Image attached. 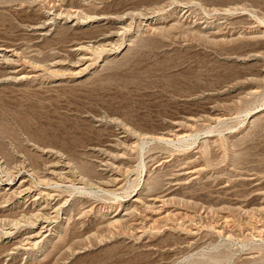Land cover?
<instances>
[{
	"label": "rangeland",
	"instance_id": "1",
	"mask_svg": "<svg viewBox=\"0 0 264 264\" xmlns=\"http://www.w3.org/2000/svg\"><path fill=\"white\" fill-rule=\"evenodd\" d=\"M2 48L0 188L78 181L36 246L0 229V264H264V0H0ZM150 190L172 200L122 216Z\"/></svg>",
	"mask_w": 264,
	"mask_h": 264
},
{
	"label": "bare ground",
	"instance_id": "2",
	"mask_svg": "<svg viewBox=\"0 0 264 264\" xmlns=\"http://www.w3.org/2000/svg\"><path fill=\"white\" fill-rule=\"evenodd\" d=\"M61 10L59 11L58 15H54V13H56L54 11L53 15L51 14V15L46 16L44 18V22L40 26H38L36 29H43L41 26L45 25L50 20H55L56 16H58V18H59V16L64 14L67 19H71L73 13L79 12L77 10H76L77 12H75L73 10L74 12H72V13L70 11H67V10H63L61 12ZM51 12H53V11H49L48 13H51ZM64 15H62V16H64ZM75 15H77V14H75ZM84 18L88 22H96V21L108 19V17L103 15V14L102 15L101 14L100 15H93V16L89 15V17L84 16ZM7 49L2 48V49H0V51L5 52V53H9V52L11 53L12 52V51H10V49L9 50H7ZM259 112H261V110ZM259 112L254 113L255 115H252V116H256ZM159 137H157V138H159ZM160 139L166 140L165 136L160 137ZM65 159H66V157H65ZM47 162H48V160H47ZM168 162L169 161L166 160L163 162V164L166 165V163L168 164ZM171 162H172V160H171ZM179 162L180 161H178L177 163L179 164ZM181 163H183V162H181ZM181 163H180V165H181ZM183 165H185V164H182L181 166H183ZM22 168L25 171L26 167H22ZM22 168H21V170H22ZM201 169H203V166ZM24 171L23 172L18 171V174H21V173L24 174ZM193 172H195V171H192V173ZM26 173H27L26 177L21 175V177L18 180V184H12V182H11V183L7 184L6 189L0 188V229L5 228L4 226H7V225H11V227L16 228L21 224L20 222H22L23 220H27V223H29L28 225H30L31 228H33L35 226L34 223H37V222L42 223L40 230L37 232L36 231L32 232L33 234H31V236H29L26 239L28 245H30V246L35 245L36 246L41 241V238H43V236L45 234L47 237H49L51 231L54 230V228H56V226L54 228H52V225H53V223H55L57 215L63 209V204L65 201L61 202L63 200V196L61 194L62 192L58 190L59 189L58 184L59 183H62V185L64 183L74 184L78 180L73 178V175L75 174V172H74L73 168L70 167L69 163H67L65 160H61V159H57L55 161L48 163V166L46 167V171H45L44 175L36 177V179H37V181L35 180L36 183L32 181V176H35V174H36L35 170L34 169H30V170L28 169L27 170L26 169ZM171 176H174V178H176L178 175H171ZM14 178H16V177H14ZM113 182H114V187H117L120 181L118 179H115ZM0 186H1V184H0ZM120 187H118V188H120ZM171 200H172V198L170 197V195L166 194V193L162 194V195H158L155 193H151V190H150V194L148 193L145 196L142 193H137L136 195L133 196V198H131V200H129L130 203L127 205V208H124L125 214H123L122 216H129L130 213L136 212V210L138 211V209H140V208L146 209L147 212L149 211V212H153V213H156V212L158 213L161 211L162 207L164 205L166 206V204H168V202ZM119 207L120 206L118 205V210H119ZM118 210L114 213L111 211L109 216H107V218L104 220L105 222H103L106 226H112L113 227V225L115 226L116 224H118L121 221L122 216H120V212ZM85 212H87V211H85ZM108 212H110V211H108ZM65 215H67L66 212H65ZM21 225H23V224H21ZM58 230H59V228H56L53 233L55 234ZM6 234H9V233H6Z\"/></svg>",
	"mask_w": 264,
	"mask_h": 264
}]
</instances>
